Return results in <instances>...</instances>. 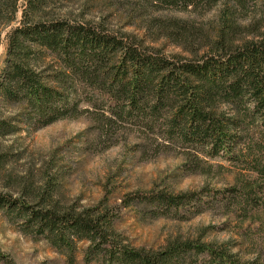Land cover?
<instances>
[{"label":"trees","instance_id":"trees-1","mask_svg":"<svg viewBox=\"0 0 264 264\" xmlns=\"http://www.w3.org/2000/svg\"><path fill=\"white\" fill-rule=\"evenodd\" d=\"M144 1L157 10H189L220 0ZM27 3L22 25L9 36L0 75V106L18 114L0 115V137L23 126L43 129L101 116L183 150L198 166L224 162L251 175L246 179L242 174L230 189L128 194L118 209L139 207L145 218L185 221L214 203L228 202L233 214L264 207L259 196L264 181V30L237 43L239 26L231 22L228 8L215 38L207 37L208 52L191 59L167 57L130 35L88 22L41 18L47 0ZM37 50L49 52L56 65L39 67ZM50 185L36 204L0 193V211L24 235L46 241L65 264H76L80 243L86 244L83 264H260L201 240L174 239L158 251L135 248L116 230L107 196L102 207L67 208L49 203Z\"/></svg>","mask_w":264,"mask_h":264},{"label":"rangeland","instance_id":"rangeland-1","mask_svg":"<svg viewBox=\"0 0 264 264\" xmlns=\"http://www.w3.org/2000/svg\"><path fill=\"white\" fill-rule=\"evenodd\" d=\"M15 2L0 0V75L6 67L9 36L29 10L27 0ZM228 8L231 22L239 26L237 43L264 30V0H220L215 6L205 3L189 10H157L144 0H47L42 17H37L88 22L119 36L136 37L167 57L191 59L209 51L204 47L207 37L215 38ZM37 57L43 69L56 65L49 52L37 50ZM17 114L11 106H0L3 117ZM196 163L183 150L165 147L135 126L86 115L43 129L23 126L0 137V193L36 204L50 183L49 203L77 209L101 206L107 196L118 220L116 230L135 248L158 251L174 239L201 240L226 247L241 261L264 264V207L233 214L226 208L228 202L214 203L185 221L145 218L139 207L118 209L128 194L223 190L235 187L242 174L251 177L228 163ZM261 190L264 204V181ZM85 248V243L78 245L76 264H83ZM0 264H65V259L46 241L24 235L0 211Z\"/></svg>","mask_w":264,"mask_h":264}]
</instances>
